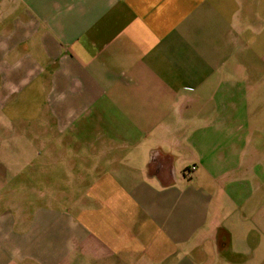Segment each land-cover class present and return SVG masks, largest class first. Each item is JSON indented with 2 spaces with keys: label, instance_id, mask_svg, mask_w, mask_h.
<instances>
[{
  "label": "crops",
  "instance_id": "obj_1",
  "mask_svg": "<svg viewBox=\"0 0 264 264\" xmlns=\"http://www.w3.org/2000/svg\"><path fill=\"white\" fill-rule=\"evenodd\" d=\"M0 146V264H264V0H0Z\"/></svg>",
  "mask_w": 264,
  "mask_h": 264
},
{
  "label": "rangeland",
  "instance_id": "obj_2",
  "mask_svg": "<svg viewBox=\"0 0 264 264\" xmlns=\"http://www.w3.org/2000/svg\"><path fill=\"white\" fill-rule=\"evenodd\" d=\"M23 151H26V154L23 153ZM27 152H29V147H22V146L1 147L0 146V173H3L5 171L3 173L5 174V178L3 179V183L5 184L4 186H6L9 183L10 187L14 188V190L19 189L18 186H20L21 182H24V185L27 184L28 186H31L32 184L31 178L29 177L23 178V176H28L27 170L34 166V162H31L32 164L27 163L28 165L27 164L25 165L26 170L24 171L23 167L20 168V164L18 160L21 157L28 159ZM22 173L24 174L21 176L20 174Z\"/></svg>",
  "mask_w": 264,
  "mask_h": 264
},
{
  "label": "built area",
  "instance_id": "obj_3",
  "mask_svg": "<svg viewBox=\"0 0 264 264\" xmlns=\"http://www.w3.org/2000/svg\"><path fill=\"white\" fill-rule=\"evenodd\" d=\"M194 169V167H191V169L190 170H193Z\"/></svg>",
  "mask_w": 264,
  "mask_h": 264
}]
</instances>
